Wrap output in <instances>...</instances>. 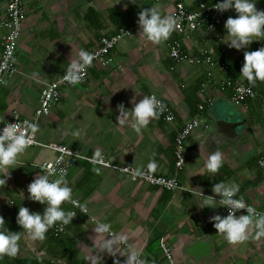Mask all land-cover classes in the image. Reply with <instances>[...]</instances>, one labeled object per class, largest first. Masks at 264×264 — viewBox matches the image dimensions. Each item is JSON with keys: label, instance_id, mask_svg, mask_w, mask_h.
Returning a JSON list of instances; mask_svg holds the SVG:
<instances>
[{"label": "crops", "instance_id": "1", "mask_svg": "<svg viewBox=\"0 0 264 264\" xmlns=\"http://www.w3.org/2000/svg\"><path fill=\"white\" fill-rule=\"evenodd\" d=\"M177 1L24 0L26 17L15 50L18 72L8 85L0 86V121L9 122L14 111L22 117L32 116L42 87L64 72L72 55L77 58L81 49L91 52L102 37L133 27L132 33L110 51L107 65L94 61L82 83L64 88L61 100L38 119L36 137L44 143L67 145L87 156H104L114 164L175 175L186 189L165 190L80 160L65 179L73 198L87 206V214L76 209V217L63 233L55 237L50 229L43 241H33L16 217L21 206L43 213L46 205L29 199L28 185L37 174H43L36 164L53 159L55 153L31 146L20 158L21 166L10 170L6 186L0 187V215L10 231L21 235L19 254L15 258L5 256L0 264H115L116 258L102 253L100 246L121 236L128 237V243L141 251L145 264H170L161 242L170 249L174 264H196L180 253V247L184 240L210 232H214L213 248L217 252L210 264H264V238L229 245L209 221L215 214L227 215L223 206L219 202L215 208L199 206L202 193L215 195L213 185L224 182L239 186L237 198L242 196L249 205L264 209V165L259 164L260 158L264 160V99L259 96L234 105L229 90H220L212 82L229 77L249 84L240 75L244 51H252L259 40L247 49L227 47L223 42L227 34L224 24L229 16L238 15L234 9L225 11V21L217 28L220 40L201 30L188 34L174 31L167 41L155 45L139 35L138 12L159 5L163 13L171 14ZM203 1L212 4L221 0ZM182 2L189 10L196 8V0ZM253 2L258 10H264V0ZM5 5L6 0H0V21ZM3 33L0 27V51ZM174 39L180 40L191 55L206 49L215 65L174 62L168 52V44ZM224 59L229 62L227 71L219 68ZM208 71L212 81L207 78ZM253 87L260 91L264 82L258 81ZM149 93L172 108L174 119L165 122L159 116L139 134L128 125H119L117 105L123 103L130 111L133 96L138 102ZM198 104L204 108L199 110ZM195 115L201 124L187 138L184 166L176 170L175 135ZM216 120L233 125L231 139L224 142L222 136H215ZM77 130L79 138L73 135ZM216 151L223 154L224 162L213 176L207 171L206 161ZM63 207L66 211L74 209L71 204ZM97 222L109 225L110 230L97 232ZM119 247L124 249L125 245ZM117 257L123 264L126 257L119 253Z\"/></svg>", "mask_w": 264, "mask_h": 264}, {"label": "clouds", "instance_id": "2", "mask_svg": "<svg viewBox=\"0 0 264 264\" xmlns=\"http://www.w3.org/2000/svg\"><path fill=\"white\" fill-rule=\"evenodd\" d=\"M129 2L136 3V0H129ZM124 7L125 9L128 7L127 2ZM214 8L220 13L234 9L238 14L236 17L229 16L224 24L227 34L223 37V42L230 49H247L254 41L264 40V10H258L253 0H221L215 4ZM137 24L140 36L155 45H160L167 41L176 30L177 20L174 16L163 13L159 5H153L138 12ZM94 59L95 56L84 49L79 51L77 58L72 55L64 80L73 86L82 83ZM240 75L252 86H255L258 81L264 82V47L255 51H244V63ZM130 103L133 105L130 111L123 103L117 105L118 124L128 125L138 134L165 110V105L154 95L143 96L138 102L137 97L133 96ZM38 130L37 124L27 120L23 124L7 123L0 130V187L6 186L7 180L11 177L10 170L21 166L20 158L33 144ZM73 135L79 138L80 131H75ZM67 154L73 156V152ZM75 156L79 158V153H75ZM223 162L221 152L212 153L206 161L207 171L215 176L219 173ZM35 167L41 168L43 174H37L28 185L29 199L46 206L42 214L33 212L28 207H19L16 222L28 233L31 240L43 241L51 228L57 224L68 225L77 215L74 211H66L63 205L71 204L86 214L88 209L85 204L73 198V190L65 179L64 168L53 167L50 164ZM94 171L99 173V168H95ZM137 175L139 172L132 173L134 179ZM53 176L57 178L51 179ZM212 191L215 195L202 193L203 198L199 206L215 208L217 206L215 196L220 197L219 205L227 207L228 214H215L209 217V221L213 223L216 233L222 235L229 245L264 238V213L257 212L245 202L242 196L237 198L240 191L238 185L219 182L213 185ZM241 210H246L247 214L237 215V212ZM60 230H63L62 227ZM109 230L110 226L107 224L99 225L96 229L100 233ZM20 239V232L10 231L6 226L5 218L0 215V259L5 256L15 258L20 251ZM119 245H125V248L121 249ZM100 247L102 253L107 252L116 258L115 264H121L117 257L118 253L126 257L123 264H145L141 251L134 244L128 243L126 236L119 237L118 241L106 240ZM101 259H103L102 256Z\"/></svg>", "mask_w": 264, "mask_h": 264}, {"label": "built area", "instance_id": "3", "mask_svg": "<svg viewBox=\"0 0 264 264\" xmlns=\"http://www.w3.org/2000/svg\"><path fill=\"white\" fill-rule=\"evenodd\" d=\"M219 2L221 1L207 4L203 0H196V8L189 10L186 8L182 0H178L175 3L170 14L177 20V27L175 32L188 34L192 31L201 30L203 32H206L207 34H213L215 38L220 40L221 34L217 31V28L221 26L225 21L226 12L220 13L214 8L215 4ZM25 17L26 14L24 9V0H6L5 16L0 21V27L4 30V33L1 36L0 86L8 85L10 79L18 72V69L16 67L15 50L18 44ZM136 27H139L138 24L136 25ZM132 31L133 27L120 28L112 36L102 37L99 41L98 46L90 52L95 56L94 61H98L101 65L104 66L107 65L111 61V57L109 56L110 51L121 39L130 35ZM260 47H264V40L257 41L252 51L258 50ZM168 52L170 58L176 63L185 62L194 65L204 63L210 67L215 65L214 60L206 49L201 48L197 55H191L185 51L181 41L178 39L170 40L168 44ZM219 68L223 71H227L229 68L228 60H222L219 64ZM66 69L60 76L44 84L39 94L38 106L34 109L32 116L22 117L16 111H14L13 116L9 122L0 124V130H2L7 123L18 122L20 124H23V122L27 120L31 123L36 124L40 117L48 115L50 113L52 105L58 103L61 100L64 88H69L70 86H72L64 80ZM87 74L88 69L86 76ZM207 78L209 81H212L211 71L207 72ZM212 82L216 83V87H218L220 90H229V99L234 105H243L249 100L255 99L259 96L264 99V88L259 91L252 85L242 82H236L229 77L220 80L218 83L217 81ZM203 85L205 84L203 83ZM152 95L156 96V98L162 101V103L165 105V110L159 116L163 121L171 122L174 119L172 108L155 93L148 94V96ZM207 101V103H211L210 99H208ZM197 108L199 110H202L204 106L203 104H198ZM200 124V118L195 115L190 118V120H188L180 130L177 131L174 138L173 149L175 157L174 165L176 170H181L183 168L185 163L186 140L191 135L193 130L200 126ZM205 127H207V125H205ZM31 146L47 148L55 153L53 159L44 160L40 163H37L36 165L50 164L53 167L64 168L66 174L68 173L69 169L72 166L76 165L80 160H86L88 162L96 163L100 166L116 170L121 174L129 176V178L134 181H141L165 190L186 189L181 185L180 181L175 175H162L153 171H149L145 168L138 169L130 164H114L104 156H87L64 144L56 142H41L37 139L36 134ZM68 152H73V156L68 155ZM77 152L79 153V158L75 156V153ZM259 164L262 166L264 165V160L262 158H260ZM36 168L40 172H42L41 168ZM133 172H139V175H137L135 179L132 176ZM215 198L217 199V202H219L220 197L218 196ZM77 201L80 202L79 200ZM223 208L226 214H228L227 207L223 206ZM76 209L80 210L79 208L74 207V209L71 211L76 212ZM255 210L257 212L264 213V209L255 208ZM237 214L246 215L247 212L246 210H241L238 211ZM97 225L99 226L101 224L97 222ZM61 227L63 230H60ZM65 228L66 225L61 226L57 224L55 227L51 228V233L56 237L59 234L63 233L65 231ZM109 234L111 236L114 235L111 231L109 232ZM160 246L170 264H174L170 249L163 242L160 243Z\"/></svg>", "mask_w": 264, "mask_h": 264}, {"label": "water", "instance_id": "4", "mask_svg": "<svg viewBox=\"0 0 264 264\" xmlns=\"http://www.w3.org/2000/svg\"><path fill=\"white\" fill-rule=\"evenodd\" d=\"M232 131L233 125L216 120L214 133L216 137L222 136L226 142L227 138H232ZM214 238V232H210L200 238L184 240L180 247V253L193 259L196 264H210L217 257V252L213 248Z\"/></svg>", "mask_w": 264, "mask_h": 264}, {"label": "flooded vegetation", "instance_id": "5", "mask_svg": "<svg viewBox=\"0 0 264 264\" xmlns=\"http://www.w3.org/2000/svg\"><path fill=\"white\" fill-rule=\"evenodd\" d=\"M262 262H255V264H261Z\"/></svg>", "mask_w": 264, "mask_h": 264}, {"label": "rangeland", "instance_id": "6", "mask_svg": "<svg viewBox=\"0 0 264 264\" xmlns=\"http://www.w3.org/2000/svg\"><path fill=\"white\" fill-rule=\"evenodd\" d=\"M235 117H238V115L236 114ZM239 124H240V122H239ZM212 125H213V124H212ZM234 130H235V129H234Z\"/></svg>", "mask_w": 264, "mask_h": 264}]
</instances>
